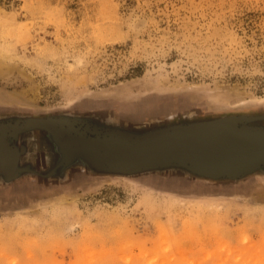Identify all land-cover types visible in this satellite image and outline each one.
Listing matches in <instances>:
<instances>
[{
	"label": "rangeland",
	"instance_id": "1",
	"mask_svg": "<svg viewBox=\"0 0 264 264\" xmlns=\"http://www.w3.org/2000/svg\"><path fill=\"white\" fill-rule=\"evenodd\" d=\"M51 117L264 128V0H0V123ZM21 134L49 142L0 169V264H264V170L103 172Z\"/></svg>",
	"mask_w": 264,
	"mask_h": 264
},
{
	"label": "water",
	"instance_id": "2",
	"mask_svg": "<svg viewBox=\"0 0 264 264\" xmlns=\"http://www.w3.org/2000/svg\"><path fill=\"white\" fill-rule=\"evenodd\" d=\"M249 120L217 118L145 134L68 118L7 121L0 123V169L9 178L17 177L21 151L8 144L18 134L41 128L58 140L54 142L61 157L58 164L86 157L103 172L134 174L179 167L197 175L232 178L264 170V128L248 126Z\"/></svg>",
	"mask_w": 264,
	"mask_h": 264
},
{
	"label": "crops",
	"instance_id": "3",
	"mask_svg": "<svg viewBox=\"0 0 264 264\" xmlns=\"http://www.w3.org/2000/svg\"><path fill=\"white\" fill-rule=\"evenodd\" d=\"M26 134V133H25ZM22 135V134H21ZM20 135V136H21ZM20 138V137H19ZM39 142H49V140H40ZM39 142H19V144L17 142H9L8 146H14L18 147L20 149V155H19V163L21 162V160L25 157L29 156H33L35 154H37L39 152L40 146H42V143ZM50 142H58V140L52 138L50 140ZM56 146V145H55ZM57 147V146H56ZM38 149V150H37ZM57 149V148H56ZM24 150V151H23ZM42 151V150H41ZM58 153V150H57ZM26 166L30 165V164H25ZM24 167V166H23Z\"/></svg>",
	"mask_w": 264,
	"mask_h": 264
}]
</instances>
